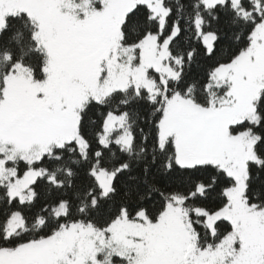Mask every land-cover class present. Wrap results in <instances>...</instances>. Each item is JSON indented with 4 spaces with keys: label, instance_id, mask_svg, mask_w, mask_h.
<instances>
[{
    "label": "snow or ice",
    "instance_id": "snow-or-ice-1",
    "mask_svg": "<svg viewBox=\"0 0 264 264\" xmlns=\"http://www.w3.org/2000/svg\"><path fill=\"white\" fill-rule=\"evenodd\" d=\"M0 264H264V0H0Z\"/></svg>",
    "mask_w": 264,
    "mask_h": 264
},
{
    "label": "trees",
    "instance_id": "trees-1",
    "mask_svg": "<svg viewBox=\"0 0 264 264\" xmlns=\"http://www.w3.org/2000/svg\"><path fill=\"white\" fill-rule=\"evenodd\" d=\"M180 2H181V3H184L185 0H180ZM173 3H175V0H173ZM197 71H199V68L197 69ZM93 118H95V117H93ZM117 261H119V258H117Z\"/></svg>",
    "mask_w": 264,
    "mask_h": 264
},
{
    "label": "rangeland",
    "instance_id": "rangeland-1",
    "mask_svg": "<svg viewBox=\"0 0 264 264\" xmlns=\"http://www.w3.org/2000/svg\"><path fill=\"white\" fill-rule=\"evenodd\" d=\"M117 259V258H116Z\"/></svg>",
    "mask_w": 264,
    "mask_h": 264
}]
</instances>
